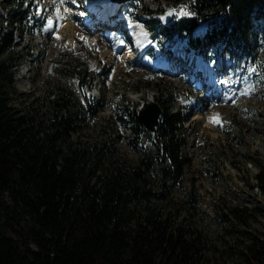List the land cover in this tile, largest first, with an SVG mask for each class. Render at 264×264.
<instances>
[{"label": "trees", "instance_id": "16d2710c", "mask_svg": "<svg viewBox=\"0 0 264 264\" xmlns=\"http://www.w3.org/2000/svg\"><path fill=\"white\" fill-rule=\"evenodd\" d=\"M3 1L14 7L0 13L5 19L0 23V207L5 211V218L0 212V264H203L204 236L184 215L197 205L195 177L186 207L174 205L166 212L158 204L168 201L169 184L183 177L189 163L183 153L188 107L167 104L168 91L158 82L154 100L161 112L149 130L138 118V103L122 95L113 111L126 143L142 153L135 164L115 156L104 143L88 146L75 140L83 108L96 115L103 98L87 95L83 107H77L72 91L56 86L50 94L32 96L25 109L15 105L14 66L24 41H14L13 30H21L26 20L32 28H43L46 21L35 16L31 1L23 8L25 0ZM164 3L166 23L154 15L161 9L141 7L150 36L168 42H159L162 53L169 57L178 41L176 51L184 58L176 55L174 61L186 65L196 51L220 42L250 55L264 83V65L255 49L264 43V0ZM153 53L152 47L144 56ZM203 57L212 55L204 52ZM69 72L75 89H90L94 78L87 66L73 65ZM15 214L27 219L20 242L7 233L18 223L10 220ZM240 220L248 225L245 215ZM242 256V264H264V237L255 236Z\"/></svg>", "mask_w": 264, "mask_h": 264}, {"label": "rangeland", "instance_id": "374dc122", "mask_svg": "<svg viewBox=\"0 0 264 264\" xmlns=\"http://www.w3.org/2000/svg\"><path fill=\"white\" fill-rule=\"evenodd\" d=\"M36 1L45 6L47 24L51 17L53 27H47L46 33L25 34L22 55L14 69L18 92L13 103L25 109L32 96L50 94L56 86L68 87L77 107H83L87 95L103 98L96 115H88L83 108L85 113L72 138L88 146L104 143L115 156L135 164L142 153L126 143L113 106L125 95L137 102L139 108L143 102L158 96L157 83L162 84L168 91L167 104L189 109L184 122L187 140L183 146L189 163L183 177L169 184L168 201L158 204L166 212H171L174 205L186 207L190 179L195 177L193 205H197L184 215L204 236L203 264H242V253L250 241L255 236L264 237V83L252 57L220 42L209 44L202 53L211 54L216 48L217 58L205 61L199 52L192 55V73L206 79L195 82L183 66L170 73L171 69L159 67L160 56L158 60L140 57L144 46L156 47L163 41L160 36L150 39L144 22L148 16L142 14L141 7L161 9L155 16L166 22L164 0H130L121 3V8L114 2L108 10L100 11L103 16L106 13L104 19L100 18V12L94 13L95 16L81 13L79 3L83 0ZM66 7L75 12L63 32ZM3 8L5 5L0 0V10ZM134 23L143 30L141 38L131 28ZM111 32L135 52L131 59L121 56L120 47L114 48ZM195 32L199 35L201 29ZM255 49L264 65V43L258 42ZM73 65L90 69L94 78L90 90L75 89L74 78L70 82L69 68ZM253 67L254 71L248 70ZM213 72L222 74V94L230 98L223 100L222 94L213 97L210 86ZM259 173L261 177H257ZM150 182L159 189L154 179L150 178ZM0 212L5 213L1 207ZM241 215H245L248 225L240 220ZM14 217L10 220L18 223L10 226L7 233L20 242L27 219L16 214Z\"/></svg>", "mask_w": 264, "mask_h": 264}, {"label": "bare ground", "instance_id": "6f19581e", "mask_svg": "<svg viewBox=\"0 0 264 264\" xmlns=\"http://www.w3.org/2000/svg\"><path fill=\"white\" fill-rule=\"evenodd\" d=\"M71 7H66L65 9V15H66V12H67V17H65L64 19H63V24H62V26H63V28H65L64 30L62 29V31L63 32H65V30H66V28L68 27V25H69V22H70V19H71V17H73L74 16V12H75V10L73 9V8H71ZM104 10V7L102 8V11ZM100 15H102V14H100ZM102 17V19H104L105 17L102 15L101 16ZM89 24V22L87 21L86 22V25H88ZM131 28H132V30L135 32V33H138L139 34V37L141 38V36H143V30L139 27V26H137V24L136 23H134L132 26H131ZM111 37H112V42H113V46L115 47V48H117V47H120V53H121V56L123 57V58H128V59H131L132 57H133V55L135 54V52L130 48V46L128 45V43H123V44H121V42H119V40L118 39H116V37H118L116 34H111ZM213 90H215V87L213 88ZM222 99L223 100H225V99H227L229 96H227V95H223L222 94Z\"/></svg>", "mask_w": 264, "mask_h": 264}, {"label": "water", "instance_id": "95a60500", "mask_svg": "<svg viewBox=\"0 0 264 264\" xmlns=\"http://www.w3.org/2000/svg\"><path fill=\"white\" fill-rule=\"evenodd\" d=\"M117 2H124L127 0H114ZM161 112V107L156 101H149L145 103L138 111V117L141 123L148 128L149 130H152L154 128V125L157 123L158 116Z\"/></svg>", "mask_w": 264, "mask_h": 264}, {"label": "snow or ice", "instance_id": "6c2138e0", "mask_svg": "<svg viewBox=\"0 0 264 264\" xmlns=\"http://www.w3.org/2000/svg\"><path fill=\"white\" fill-rule=\"evenodd\" d=\"M57 12L59 13V5H57ZM189 15L191 14V13H188ZM46 27H48V28H51V27H53V20H52V18L50 17L49 18V20H48V24L46 25ZM249 71H254L255 70V68L253 67V68H249L248 69ZM227 81H225V83H226ZM218 115V114H217Z\"/></svg>", "mask_w": 264, "mask_h": 264}]
</instances>
